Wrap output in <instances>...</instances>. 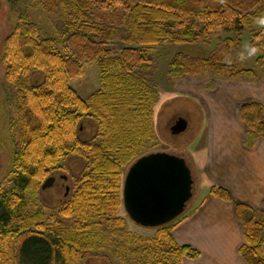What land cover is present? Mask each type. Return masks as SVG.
Wrapping results in <instances>:
<instances>
[{
	"label": "trees",
	"instance_id": "1",
	"mask_svg": "<svg viewBox=\"0 0 264 264\" xmlns=\"http://www.w3.org/2000/svg\"><path fill=\"white\" fill-rule=\"evenodd\" d=\"M40 2L50 14L64 10L63 20L57 24L63 34L65 52L58 49L56 38L43 36L39 25L31 20L20 21L6 38L7 85L15 91L20 126L18 150L13 159L18 165L13 187L20 195L35 193L55 173L60 160L80 157L84 161L76 177L80 185L71 200L73 211L82 220L92 219L94 223L103 217L114 220L121 169L134 156L137 143L150 134L152 94L147 92L150 79L142 70H148L151 65L152 46L199 41L221 30L241 34L250 28L255 66L245 67L231 60L229 47H225L210 56L177 54L170 62V76L212 75L259 81L264 69V0L253 1L249 7L240 0ZM101 8L113 11L111 16L119 9L123 23L96 21L94 11ZM258 19L263 24L253 28ZM85 60L97 61L103 84L83 98L69 81L82 73ZM114 65L121 70L107 72ZM239 115L248 127L249 143L264 136L261 103L244 102ZM84 117L98 119L100 141L80 136ZM209 193L232 200L228 190L217 184L210 187ZM236 208L246 239L240 253L248 264H264V212L242 203ZM43 217L41 211L27 216L17 214L9 196L0 192L3 247L15 253L20 264L78 261L82 224L51 227L44 224ZM34 225L45 227L49 232L45 234ZM174 226L163 229L157 240H168L178 263L183 256H199L195 247L176 242L172 234Z\"/></svg>",
	"mask_w": 264,
	"mask_h": 264
},
{
	"label": "rangeland",
	"instance_id": "2",
	"mask_svg": "<svg viewBox=\"0 0 264 264\" xmlns=\"http://www.w3.org/2000/svg\"><path fill=\"white\" fill-rule=\"evenodd\" d=\"M40 1L0 0V192L9 196L17 214L27 216L41 211L44 213V224L51 227L59 224L67 227L80 224L85 226L80 228V258L73 264H182V259L188 256H183L178 263L168 240L157 239L163 233V229H171L186 216L208 190L207 180L201 172L206 155V135L202 136L197 132L203 118V109L196 99L195 90L197 82H209L210 79L207 77L209 75L200 78L171 77L170 62L177 54L210 56L219 49L229 47L228 58L242 66L252 67L256 64V57L251 49L253 35L250 28L241 34L221 30L199 41L165 42L150 48L151 65L148 70H142L144 76L150 79L147 92L152 94L150 134L137 143L134 156L121 169L120 186L116 192L114 205L116 208L114 220L108 221L107 217H103L94 223L91 222L92 219L82 220L81 216L73 211L71 199L80 185L76 177L83 169L84 162L80 157H71L67 161L60 160L54 171L68 175L72 189L67 197L64 195L65 189L61 185V180L51 187H40L35 193L25 192L22 195L13 187V177L18 170V165L13 159L18 150L16 143L20 135V126L15 91L7 85V66L4 61L6 38L20 21L31 20L39 25L43 36L56 38L58 49L62 53L65 52L63 34L57 24L62 22L64 10L59 9L56 13L50 14L42 7ZM240 1L245 7H249L253 1L259 0ZM116 11L111 16L113 11L95 9L94 17L99 22L114 20L117 24H122L120 10ZM262 24L261 19L255 20L253 28H258ZM120 70L119 66L114 65L108 68L107 72L114 73ZM69 83L83 98L100 89L103 82L97 61L85 60L82 73L70 79ZM179 116L187 119L188 126L180 133H173L171 126ZM80 136L84 139L94 138L96 141L102 139L96 117L82 119ZM156 151L173 152L186 158L193 169L195 192L184 211L174 220L159 226H142L135 223L124 209L123 179L130 164L137 157ZM34 228L45 234L49 232L39 225H34ZM0 256V264H20L15 259V253H10L1 242ZM23 264L32 263L26 261Z\"/></svg>",
	"mask_w": 264,
	"mask_h": 264
},
{
	"label": "crops",
	"instance_id": "3",
	"mask_svg": "<svg viewBox=\"0 0 264 264\" xmlns=\"http://www.w3.org/2000/svg\"><path fill=\"white\" fill-rule=\"evenodd\" d=\"M207 77L209 82H197L195 95L203 109L197 132L206 135L201 172L208 190L176 223L172 234L178 244L200 252L197 257H184L182 264H248L240 253L246 239L236 206L242 203L264 212V136L249 143L239 108L247 101L264 106V69L259 81ZM213 184L228 190L232 200L211 195Z\"/></svg>",
	"mask_w": 264,
	"mask_h": 264
},
{
	"label": "water",
	"instance_id": "4",
	"mask_svg": "<svg viewBox=\"0 0 264 264\" xmlns=\"http://www.w3.org/2000/svg\"><path fill=\"white\" fill-rule=\"evenodd\" d=\"M188 126L180 116L171 131L180 133ZM54 177L42 187L53 185ZM193 169L182 155L156 151L142 155L130 168L123 187L126 208L142 226H159L178 217L194 194Z\"/></svg>",
	"mask_w": 264,
	"mask_h": 264
},
{
	"label": "flooded vegetation",
	"instance_id": "5",
	"mask_svg": "<svg viewBox=\"0 0 264 264\" xmlns=\"http://www.w3.org/2000/svg\"><path fill=\"white\" fill-rule=\"evenodd\" d=\"M180 117V116H179ZM177 120V119H176ZM175 120V121H176ZM149 153H151V152H149ZM146 154H148V153H146ZM143 155H145V154H143ZM142 155H140L139 157H137L131 164H130V166H129V168H128V170H127V172H126V174H125V176H124V179H123V187H124V183H125V179H126V177H127V174H128V172H129V170H130V168H131V166L141 157ZM50 176H53L54 177V182H53V184H55L58 180H61L62 182H61V185L64 187V189H65V197H67L70 193H71V189H72V186L69 184V177H68V175L67 174H64V173H59V172H55L54 174H52V175H50ZM50 176H48V177H50ZM47 177V178H48ZM45 181V180H44ZM44 183V182H43ZM43 183H42V185H43ZM53 186V185H52ZM123 187H122V201H123V206H124V209H125V211L127 212V214L129 215V217L135 222V223H137V224H139L138 222H136V220L135 219H133L132 217H131V215H130V213L128 212V210H127V208H126V205H125V201H124V196H123ZM166 224V223H165Z\"/></svg>",
	"mask_w": 264,
	"mask_h": 264
}]
</instances>
